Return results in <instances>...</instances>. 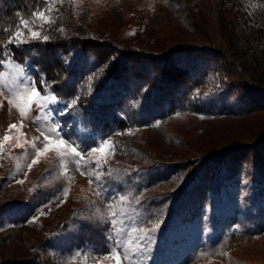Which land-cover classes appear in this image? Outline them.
Here are the masks:
<instances>
[{
  "label": "rangeland",
  "instance_id": "obj_1",
  "mask_svg": "<svg viewBox=\"0 0 264 264\" xmlns=\"http://www.w3.org/2000/svg\"><path fill=\"white\" fill-rule=\"evenodd\" d=\"M47 1H51V13L56 4H61L71 18L84 17L92 21L94 31L128 42L144 18L153 22L168 17L155 0ZM238 1L264 29V9L253 0ZM205 2L211 43L224 48L215 24L213 0ZM33 18L34 31L40 34L44 30L42 22L49 18ZM170 21L157 29L167 47L201 43L186 36L178 21ZM245 35L246 38L236 37L241 46L246 41L252 44L251 35ZM256 49L263 60L264 43ZM6 55L0 72V237L6 239V247L5 256L0 259L18 253L42 256L45 249L41 244L47 243L43 257L57 264H117L116 253L122 257L121 264H149L155 247L162 237L172 234L170 227L174 224L183 235L179 242L183 246L177 247L172 264H264V197L259 194L252 199L251 184L228 188L231 200L223 192L218 198L208 193L200 213L188 217L185 223L174 214L175 202H169V198L188 187L190 175L198 165L182 171L172 169L166 162L179 153L176 144H169L168 139L187 134L186 130L200 121L198 115L188 113L153 120L128 131L127 136L114 135L107 140L103 152H93L92 146L80 147L59 129L58 117L64 108L55 107L57 102L51 94H41L48 97L42 101L43 108L26 102L29 85L35 87L32 71L12 61L9 50ZM92 60L85 59L87 63ZM11 124L17 128L10 130ZM233 126L234 131L242 134L250 129L258 131L264 128V113L236 120ZM5 135L14 139L5 142ZM46 135L52 140H65L64 147L43 152ZM69 145L80 152L79 157L71 154ZM101 146L102 143L96 148ZM37 150L42 155L29 168L32 160L37 159ZM200 152L193 145L182 161L189 162ZM246 158L249 161L241 167L253 174L251 160L256 161L257 156L254 158L250 152ZM113 219L117 221L115 225L111 224ZM98 228L103 229V236H93ZM102 237L105 250L99 240Z\"/></svg>",
  "mask_w": 264,
  "mask_h": 264
},
{
  "label": "trees",
  "instance_id": "obj_2",
  "mask_svg": "<svg viewBox=\"0 0 264 264\" xmlns=\"http://www.w3.org/2000/svg\"><path fill=\"white\" fill-rule=\"evenodd\" d=\"M253 1L264 9V0ZM49 2L0 0V60L5 61L9 50L12 61L32 71L37 90L55 97V107L66 110L58 119L68 140L94 149L116 134L127 136L128 131L153 120L193 113L200 121L188 128L187 134L168 139L179 153L166 162L172 169L182 171L198 165L188 187L169 198L175 202V216L185 223L200 213L208 193L218 198L223 192L231 200L228 188L240 184L252 185V199L259 194L264 197V128L250 129L246 134L233 128L236 120L264 113V59L256 49L264 43V29L243 9L242 1L213 0L224 48L211 43L205 0H155L168 17L153 22L143 17L130 42L94 31L91 20L71 18L61 4L51 13ZM37 12L53 22L41 21L44 30L33 37L31 22ZM170 20L178 21L186 36L209 46L196 42L167 47L157 29ZM16 31L22 32L19 41L23 43H8ZM243 33L251 35L252 44L246 41L245 46L239 45L236 37L246 38L248 34ZM90 57L93 64L85 61ZM73 99L77 104L66 108ZM188 140L201 152L184 162L183 155L193 146ZM250 152L257 156L256 161L251 160L253 174L241 167L249 161L246 157ZM170 228L172 234L161 238L149 264H172L176 259L183 235L174 224ZM99 234L103 236L102 228L93 231V236ZM99 240L105 250L103 237ZM46 244H41L43 250ZM5 247L6 239L0 237V256H5ZM45 250L40 257L18 253L1 258L0 264H57L43 257Z\"/></svg>",
  "mask_w": 264,
  "mask_h": 264
},
{
  "label": "snow or ice",
  "instance_id": "obj_3",
  "mask_svg": "<svg viewBox=\"0 0 264 264\" xmlns=\"http://www.w3.org/2000/svg\"><path fill=\"white\" fill-rule=\"evenodd\" d=\"M55 2H56V0H53V3H55ZM35 15L37 17H40L41 19L45 18V13H42V12H37V13H35ZM47 22L51 23L53 21H51V19H49ZM21 23L23 25H25V26L28 25V21H26V20H22ZM61 31H62V29H61ZM21 35H22V33L20 31H16L13 34V36L9 39L8 43H13V42L19 41V38L21 37ZM30 35L33 36V37H38L40 34L38 32H36V31H31ZM44 39L47 40L48 37L45 36ZM19 42L23 43V41H19ZM2 63H3V61L0 60V64H2ZM29 87L31 88V91H30V93L27 96V101L26 102L29 105L35 103L37 108H43L44 104L42 103V101H47L48 97L41 96V92L38 91L37 88L32 87L31 85H29ZM52 99L55 100V97H53ZM9 103H11V101H9ZM76 104H77V100L73 99L71 101V104L70 105H66L65 107L66 108H70L71 106L76 105ZM60 112H61L62 115L66 114L65 109H61ZM16 128H17L16 124L9 125V129L10 130L11 129H16ZM12 139H14V137H10L8 135L3 136V141H5V142H8V141H10ZM44 139H45L46 143L44 144L43 152H48L49 150H51L53 148L60 149V148L64 147V145L66 143V141L63 140V139H60L58 141L57 140H52L51 137L47 136V135L44 137ZM107 146H108V142L104 141L100 148H94V149H92V151L93 152H97V151L103 152ZM0 147H2V146H0ZM69 147L71 148V154H74L77 157L80 156V152H78L75 147H71V145H69ZM40 155H42V152L40 150H37V152H36L37 159H33L32 160V164L29 165V168H31L32 165H35V164L38 163V158H39ZM76 164L79 166L80 165V161L77 160ZM82 174H86V173L82 172ZM89 182L92 183L91 180ZM97 195H99V193H97ZM116 223H117V221L115 219H113L111 221L112 225H115ZM114 256H115L117 264H121V260H122L121 255L119 253H116V254H114Z\"/></svg>",
  "mask_w": 264,
  "mask_h": 264
}]
</instances>
